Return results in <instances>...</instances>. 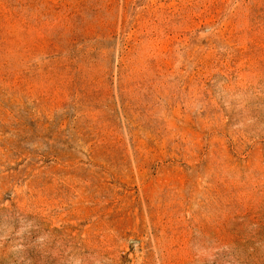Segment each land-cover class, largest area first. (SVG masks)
<instances>
[{
	"label": "rangeland",
	"instance_id": "1",
	"mask_svg": "<svg viewBox=\"0 0 264 264\" xmlns=\"http://www.w3.org/2000/svg\"><path fill=\"white\" fill-rule=\"evenodd\" d=\"M0 264H264V0H0Z\"/></svg>",
	"mask_w": 264,
	"mask_h": 264
}]
</instances>
